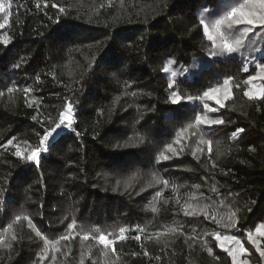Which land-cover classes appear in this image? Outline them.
<instances>
[{
  "label": "trees",
  "instance_id": "16d2710c",
  "mask_svg": "<svg viewBox=\"0 0 264 264\" xmlns=\"http://www.w3.org/2000/svg\"><path fill=\"white\" fill-rule=\"evenodd\" d=\"M0 2V264H232L205 235L213 231L241 240L238 261L264 264L247 239L252 232L264 249L255 233L264 224V98L244 95L264 47L255 63L237 52L211 56L200 24L232 0ZM169 65L180 74L172 81ZM228 77L227 98L217 93L223 107L201 99ZM172 91L194 99L172 104ZM66 102L74 131L58 130L38 162L16 156L39 146ZM197 114L223 123L189 128L176 143ZM161 152L170 158L157 163ZM205 208L222 223L205 219ZM232 213L235 226L224 227ZM109 233L107 249L93 238Z\"/></svg>",
  "mask_w": 264,
  "mask_h": 264
},
{
  "label": "snow or ice",
  "instance_id": "6c2138e0",
  "mask_svg": "<svg viewBox=\"0 0 264 264\" xmlns=\"http://www.w3.org/2000/svg\"><path fill=\"white\" fill-rule=\"evenodd\" d=\"M223 4H229L231 3V0H222ZM55 7V5H53ZM6 9L2 2H0V13H5ZM7 15H5V20H7ZM200 24L203 26V35L206 38L208 42H210L211 47L208 49V54L211 56H225L230 53L237 52L238 49L244 46L245 39L249 36L250 33H253L254 29L259 27H264V0H243L242 3H235L234 6H231L229 10L224 11L222 15L219 16L218 19H215L212 23H206L204 19L200 20ZM243 26V27H239ZM5 27V24L0 23V29H3ZM222 28H226L230 35L234 36V39L231 43L227 42L225 40V33L222 31ZM223 41V43L218 44L217 41ZM3 43L7 44L8 40L7 38L4 39ZM169 63H172V61H169ZM19 67V65H17ZM256 67L259 69L256 75L249 76L247 82H252L257 79L264 80V64H257ZM247 70V69H245ZM164 71H168L167 67H165ZM185 71H188L185 69ZM172 76H176V72L172 73ZM232 77H228L223 80L222 85H218L217 87L209 88L208 90L203 92V98H207L208 100H214L216 104L223 107V104L221 103V97L217 95V93L223 91L224 98L226 99L229 94V86L232 81ZM238 87V85H237ZM169 88H173V84L169 83ZM24 91L27 93L30 91L29 88H25ZM244 95L248 97L249 99H260L264 98V87H261L258 92H253L252 90H246L244 92ZM194 98L192 96L183 97L181 96L177 91H172L171 95L169 97V100L172 104H179L182 101H192ZM205 112H213L215 111L214 108L210 107L207 103H204L203 105ZM35 119V117H34ZM223 121L220 119H211L207 115L204 114H197L195 116V123L188 125L187 128H183L180 130V132L177 134V140L176 143H183V137L184 133L188 132L189 128H195L200 125H218L222 124ZM73 125V105L71 102H66L63 110L59 112V119L55 122L54 127H51L49 129H46L44 131L43 136L40 137L39 140V146L36 148H32L27 150L25 153H22L19 148L17 149L15 155L21 157V159L28 161V162H38V158L40 156V153L42 151L46 150V145L50 141V138H54V135H59L58 130H64V129H71ZM244 129H237L235 132L232 133V137L235 138L238 136V134L242 133ZM77 135H79L77 133ZM205 141L203 138L200 139L199 143L203 144ZM9 144L12 143L11 140L8 141ZM174 148L172 144L167 145L166 152H173ZM177 151H182V149H179ZM195 154V153H194ZM170 157L165 154V152H161L160 155L157 158V163H159L161 160H167ZM159 182V181H157ZM168 182L165 181V184ZM199 187V185L195 186ZM215 191V190H213ZM3 193H0V196H2ZM157 196H160V193H156ZM153 211H156L155 206L152 208ZM193 211L186 210L184 212L185 216H191L193 215ZM203 214L205 219H211L214 223L220 225L222 221L220 219H217L215 214L212 213L210 210H207L205 208L203 210ZM235 215V213H232L229 216L228 223L224 224V227H234L235 224L232 222L231 216ZM26 220L31 224V220L28 216H20L17 215L15 217L16 221ZM76 227V222L73 220L71 223L67 225V229L69 233H71L72 230H74ZM83 232V235L81 237L82 240H89V234L87 231L81 229ZM91 231L93 232H100L98 228H93ZM121 236L120 239H124L123 233L125 232V228L119 229ZM138 231H143V229H138ZM255 233L259 236H264V224H261L259 227L255 229ZM36 235L38 237H41L44 241V249L42 250L43 253H46L48 251V245L49 240L46 237H43L42 234L37 231ZM109 233L108 235L100 234L98 236L93 237L95 240L98 241L100 245H103L105 249L111 247L114 244V240L109 239ZM205 235H211L214 237L215 241L218 244V247L225 250L231 257H232V264H248L247 260H237L238 255H243L247 252V249L242 244L241 240L234 234H224L221 232L213 231L211 233H205ZM70 236L68 234L63 235L59 237L60 240H68ZM13 239H15V236H13ZM135 239L139 240L140 236L137 235ZM247 239L248 241L256 246V251L259 252L261 257H264V249H261L259 246V241L253 238V233L248 232L247 233ZM0 242H2V238H0ZM55 241L52 242L53 247H55ZM231 245V247H229ZM147 255V252L145 253ZM40 261L45 260V255L41 254L39 256ZM80 264H84L83 257L81 258Z\"/></svg>",
  "mask_w": 264,
  "mask_h": 264
},
{
  "label": "rangeland",
  "instance_id": "374dc122",
  "mask_svg": "<svg viewBox=\"0 0 264 264\" xmlns=\"http://www.w3.org/2000/svg\"><path fill=\"white\" fill-rule=\"evenodd\" d=\"M232 2H233L232 6H234L235 3H242L243 0H232ZM229 5H231V4H229ZM227 6H228V4H227ZM223 8L224 7H222V9L218 12L219 15L217 14V17L222 15ZM217 17L210 19L209 21H207V23L210 24V23L214 22L215 19H218ZM239 27H243V26H239ZM222 31L225 33V40L227 42L231 43L234 39V36L230 35L226 28H222ZM2 32H3V30L0 29V38L3 37ZM220 43H223V41L219 40L218 44H220ZM261 47L262 48L264 47V27L258 26L256 29H254L253 33H250L249 36L245 39L244 46L241 47L240 49H238L237 53L243 55L244 56L243 58L247 59L248 61H253L255 63V61H254L255 57L257 55L261 54V52H262ZM167 69H168L167 74H168L171 81L173 79H175L178 75H180L178 72L174 71L170 65L167 67ZM257 70H258V68H257ZM173 72H176L175 77L172 76ZM259 80L260 79L249 82L248 90H252L253 92H258V90L261 88ZM229 247H231V245H229Z\"/></svg>",
  "mask_w": 264,
  "mask_h": 264
}]
</instances>
